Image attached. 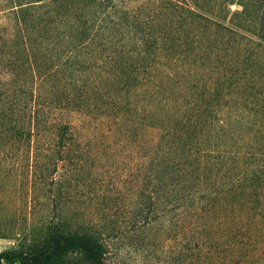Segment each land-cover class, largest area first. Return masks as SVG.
<instances>
[{
	"label": "trees",
	"instance_id": "1",
	"mask_svg": "<svg viewBox=\"0 0 264 264\" xmlns=\"http://www.w3.org/2000/svg\"><path fill=\"white\" fill-rule=\"evenodd\" d=\"M234 2L0 0V156L40 208L0 262L105 264L103 238L125 230H99L96 207L126 200L141 224L165 218V264H261L264 1L240 3L259 27ZM103 155L122 159L115 192L88 209V232L65 233L63 204Z\"/></svg>",
	"mask_w": 264,
	"mask_h": 264
},
{
	"label": "rangeland",
	"instance_id": "2",
	"mask_svg": "<svg viewBox=\"0 0 264 264\" xmlns=\"http://www.w3.org/2000/svg\"><path fill=\"white\" fill-rule=\"evenodd\" d=\"M262 1L264 0H235L228 7L229 14L240 12L237 19L247 25L259 27L262 24V20L259 17L256 18L259 12L249 9L246 13H241L243 7L240 3L257 4ZM261 13L264 15V8ZM93 155H95V151H93ZM102 158L101 165L104 168L95 180V185L91 187L80 186L82 195L79 197V202L69 201L63 204V220H65L63 230L65 233L88 232L87 225L91 219L87 214L88 209L100 203L98 200L100 195L115 192V187H117L122 176V171H117L115 167L121 166L122 159L120 158L116 164H113V160L108 161L105 155ZM8 160L0 156V169L2 168V171L0 170V255L16 247L21 237L28 234L32 224L37 221L40 210L31 201L34 196L30 189L32 186L31 177L22 178L4 173L3 169L10 165ZM13 163L18 165L17 161ZM44 193V191L38 193L40 200L44 199L42 197ZM48 196L50 197V194ZM47 203L49 208L43 212L50 211V202ZM139 208V205L132 202L127 203L126 200L125 202L118 200L117 204L114 205V212L109 211L106 205L96 207V221L100 226L99 230H102L103 226L115 225H119L125 230L122 234H110L109 237L103 238L106 246L105 264H165V218L158 221L154 219L148 224H141L139 222L141 219ZM134 221H138L137 224L127 229ZM0 264L30 263L29 258L25 257L12 260L2 259ZM64 264L90 263L81 253H76L69 255ZM261 264H264V254L261 255Z\"/></svg>",
	"mask_w": 264,
	"mask_h": 264
}]
</instances>
